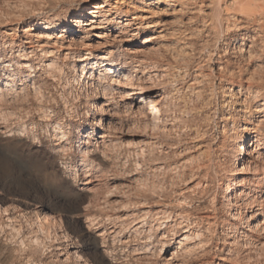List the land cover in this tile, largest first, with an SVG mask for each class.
Returning <instances> with one entry per match:
<instances>
[{"label": "rangeland", "instance_id": "rangeland-1", "mask_svg": "<svg viewBox=\"0 0 264 264\" xmlns=\"http://www.w3.org/2000/svg\"><path fill=\"white\" fill-rule=\"evenodd\" d=\"M96 1L99 0H83V5L89 8ZM189 2L190 0H109L108 7L111 11L119 13L117 19L120 17V20L124 21L133 17L130 27L113 22L112 29H116L123 37L116 39L107 34L108 36L100 39L106 41L103 46L98 45L94 37L91 40L76 41L81 48L85 47V43H92L91 49L95 56L102 54L106 47L111 48L115 64L130 65L136 78L132 87H149L159 96L160 103L156 104L161 115L158 119L143 114L122 118L118 113L113 114L116 113L115 107H109L111 109L100 113L90 111L91 104L96 100V97L91 95L95 90L86 83L71 80L73 72L67 65L70 59L63 57L66 51L64 48L60 49L62 54L58 58L63 68L62 75L54 80L46 77L47 81L41 83V94L32 90L28 96L18 95L20 93L17 96L0 94V105L4 107L3 110L0 106V209H7L8 216L13 219L12 223L20 226L27 244L31 238L39 236L45 241L46 247L48 246L46 238L41 235L35 223V209L44 204L56 213L55 216L43 213L49 225V237L54 238L57 230L62 227L71 226L73 230L76 229L75 222L67 218L78 212L84 199L80 193L71 190V185L80 182L79 175L82 174L75 168L77 159L82 161L80 148L84 143V140L80 139L79 127L81 123L88 122V115H107L108 118L112 117L109 119L111 123L104 122V127L106 129L107 125L106 130L113 133L110 145L115 154L124 151L120 147L123 144L129 146L127 151L134 154L137 162L155 161L147 167L141 164V169L133 175L135 189H153L144 192L148 197L152 195L145 201V206L164 200L178 204L191 198L192 202L184 205L185 209L193 213L191 220H194L195 216L214 213L218 221L222 222L225 217L230 222L235 221L237 232H230V238L226 239H222V223H217L211 230L205 229V222L200 223L198 226L204 231V242L199 248L188 253L179 252L180 254L171 260L173 264H264V223L251 232L246 226V217L252 216L259 208L255 202L260 199L255 195H244L239 197L237 202L242 208H226L225 170L234 167L239 153L221 143L213 131V125L219 126L222 113L224 119H231L233 108L241 106L232 104L230 107L234 98L240 99L239 93L229 81L219 78L224 64L213 58L207 67H196V61H189L192 49L186 46L192 41L187 39L185 33L190 34L191 31L201 28L208 30L205 25L211 17L206 18V14L212 12L210 5L213 0H196L198 7L185 11ZM229 2L234 6L237 16L252 14L254 11L251 0ZM54 11L56 10L50 7V0H0V56L8 57L10 54V48L2 44L4 41L14 40L16 44L22 45L25 40L24 27L39 17L51 15ZM139 19L155 22L152 27L143 28L136 33L132 29ZM188 20L194 21L191 27L186 23ZM149 36L150 40L143 42V38ZM26 44H36L37 48L34 40ZM14 53L13 55H16V52ZM179 69H185L187 75L184 76L182 84H177V92L169 80ZM248 71V78L255 81L254 86L264 85V62L254 61ZM179 74L184 75V72ZM17 83L16 86L20 87L19 82ZM101 96L103 97V94ZM164 97L167 99H163ZM38 104L53 110L49 118H44L36 112L35 107ZM122 119H130L131 122L122 124ZM154 120L157 121V127L150 128L149 125ZM208 121H213V124ZM54 122L60 123L66 131L67 139L61 142L63 151L54 149L58 142L51 137L50 125ZM144 123H147V127ZM122 126L127 129L126 132H121ZM90 140L94 143L92 138ZM263 147L258 149L259 152L264 153ZM256 154L253 153L252 157L255 158ZM89 157L90 161L85 162L86 170L92 171L98 166V162L94 157ZM65 160L69 161L68 168L64 167ZM199 180L201 186L187 189V186H192ZM203 189L205 191H202ZM92 191L93 195L89 199V207L94 210L89 217L92 222L97 219L96 213L104 214L108 207L112 206L113 192H118L117 199L121 200L128 195L117 188H97ZM109 192L112 196L108 197L106 193ZM183 197L187 199L184 200ZM140 201L143 203L136 197L131 200L132 203L142 204ZM214 208L215 211L212 210ZM61 215L66 217L63 224L59 220ZM5 217L1 218L3 228L0 230V259H13L14 264H24L26 257L32 255L33 264H55L59 251L55 250L54 245L53 252L46 253L43 257L39 254L44 251L45 246L33 253L30 252L29 245L27 248H21L14 230L10 229L11 222ZM181 233L182 231L178 232V235ZM178 239L179 237L174 238L172 245L167 244L166 255L177 245ZM14 248L20 249L19 257L10 256ZM138 261L139 257H135L133 264H138ZM68 264H72V260Z\"/></svg>", "mask_w": 264, "mask_h": 264}, {"label": "clouds", "instance_id": "clouds-1", "mask_svg": "<svg viewBox=\"0 0 264 264\" xmlns=\"http://www.w3.org/2000/svg\"><path fill=\"white\" fill-rule=\"evenodd\" d=\"M251 4L254 9L252 14L237 16L229 0H213L210 5L212 12L206 14V18L211 17L209 23L205 25L208 30L201 28L184 35L192 41L186 45L192 49L189 61H196V67L205 68L213 58L219 60L224 64L219 78L229 81L239 93L240 99L234 98L230 102V107L232 104L241 106L233 108L231 119H224L223 113L221 114L219 126L213 125L216 136L221 143L230 146L233 150L241 152L251 150L255 153L257 148L264 146V85L259 90L254 87L255 81L248 78V70L254 61L264 62V0H251ZM50 7L56 11L31 21L33 30L53 33L63 31L66 36H78L79 33L76 31L79 27L78 21L84 18L83 0H50ZM192 7H198L196 0H190L186 4L185 11H190ZM186 23L191 27L194 21L188 20ZM39 47L43 48V45ZM72 47H80L79 42L74 41ZM36 51H39V48L34 46V51L26 55L35 56ZM60 54L62 53L58 47L56 53L41 52L45 57L55 55L59 58ZM39 70L43 71V69ZM180 72H184V75H180ZM185 75H187L185 69H179L169 80L177 92L179 90L177 84L183 83ZM117 83L118 80L108 82L109 85ZM91 95L96 97L95 102L90 106V111L95 113L105 111L104 97H106L108 103L116 109L114 115L118 113L122 118H130L139 114L134 111V101L129 102L124 95L110 88L103 97L98 92H92ZM95 105L101 107L97 108ZM151 107L146 105L143 111ZM95 118L97 117L88 115V122L81 123L79 127L82 141L89 133L94 141L93 144H81V149L86 154L85 159L88 156L94 157L98 166L92 171H87L85 163H81L79 158L76 161L78 173L82 174L79 175L80 182L71 185V190L80 193L84 199L78 212L67 218L75 222L76 229L73 230L71 226L62 227L57 230L54 238L49 237L43 228L44 222L37 213L35 223L41 225V235L48 242V246L39 255L43 257L46 253L53 252L52 245H54L55 250L63 256V259L58 257L55 264H68L66 256L69 254L72 256V264H133L135 257H139L138 264H172L170 259L164 260L161 251L157 250V246L166 243V240L158 237L156 227L145 230L142 222L146 220L148 214L131 211L142 208L141 204L131 202L133 197L141 200L148 198L135 189L134 172L141 169V164L147 167L149 163L155 161L137 162L134 154L127 151L129 146L123 144L120 147L124 151L115 154L110 146L113 133L111 131L105 133L102 126H93L91 121ZM103 119L107 121L108 116L105 115ZM213 120H215L214 116ZM130 122V119L121 121L122 124ZM208 123L213 124V121ZM245 128L248 130L243 131ZM120 130L127 131L123 126ZM97 188H117L128 195L121 200L117 199L119 193L113 192L112 206L108 207V211L104 214L96 213L97 219L92 222L89 217L94 210L89 207V199L93 195L92 190ZM255 203L264 210V201ZM40 208L46 215H56L47 204L41 205ZM168 218L172 219V217ZM59 220L63 224L66 217L61 215ZM136 249L139 251H135ZM64 252L67 255H64ZM19 253L20 249L14 248L10 256L19 257ZM0 264H14V260L0 259ZM24 264H33L32 255L26 257Z\"/></svg>", "mask_w": 264, "mask_h": 264}, {"label": "bare ground", "instance_id": "bare-ground-1", "mask_svg": "<svg viewBox=\"0 0 264 264\" xmlns=\"http://www.w3.org/2000/svg\"><path fill=\"white\" fill-rule=\"evenodd\" d=\"M108 5H109V0H99L93 2V4L89 6V8L84 6V13H83L84 18L78 21L79 27L76 29V31L79 33L78 36L69 37L66 36L63 31L53 33L48 31L33 30L32 24L29 23L23 29V36L25 40L23 41L22 45L16 44L14 40H9L8 42L4 41L2 44L3 46L6 45L8 46V48H10V54L8 57H6V55L0 56V94L6 93L8 95L10 94L13 96L14 95L17 96V94L20 93L18 95L28 96V93L31 90L35 92L39 91V93L41 94L40 87H41V83L47 81V79L45 78L48 77L49 79L54 80L56 77L60 76V74L62 75L61 71L63 69L62 65L58 61L59 59L56 56L52 57L53 56L52 55L45 57L41 55V52L46 51L49 53H54V51L58 47L59 49L64 48L66 51L65 53L63 52L64 53L63 57H67V59H70L67 65L70 67V69L73 72L71 75L72 77L70 76L72 78L71 80L86 83V85L88 84V86H90L91 88L93 87L95 92H99L101 95L109 91V88L115 90L121 93L122 95H124L125 99L128 100L129 102L134 101L133 104L134 111L143 115H149V116L151 115V117L155 116L158 119L161 115L160 110L157 106V104L160 103V99L158 98L159 96L156 95V91H153L152 89H149V87L146 86H145L146 88L142 86L139 88L132 87L134 86L133 84L136 79L134 75V70L132 71L130 65L119 66L118 64H115L113 62L114 61L113 51L111 48L106 47L105 48L106 50L103 51L102 54H100L99 56H95L91 49L92 43H85L84 45L85 47L82 46V48L80 47V49L72 47V43L74 41L76 42L78 40L79 41L91 40V38L93 37L97 39L95 40L96 43L98 45L101 44L102 46L106 43V41L104 40L105 42H103L100 39H103L105 36L111 34L113 38L116 39L123 37L117 33L116 29H112V27L114 26L113 22L115 23L117 22L118 24H121L123 26L130 27L131 23L133 22L132 20L133 17L129 19H125L124 21L120 20V17L119 19H117L119 13L112 12L111 9L108 7ZM154 22L152 20L143 21L139 19L138 22L134 23L133 26L134 28L132 29V31H135L137 33L143 28L152 27L154 25ZM33 40L37 43V48H39V51L35 52V56H27L26 55L27 53H31L34 51V46L32 44H26V43H32ZM148 40H150V36L143 38V42H146ZM40 45H43V48H40L39 47ZM14 52H16V55H13L15 54ZM138 67L139 66H137V68ZM39 69H43V71H40ZM111 80H118L119 83L109 85L108 82ZM17 82H19L20 87L16 86V84H18ZM254 87H256L258 90L260 88L258 85ZM13 102L15 101L13 100ZM146 105H151L152 107L147 111H143ZM0 106H2V109L4 108L3 105ZM104 106L106 107L105 109L107 110L111 109L112 107L114 108L112 104L108 103L107 98H104ZM35 110L36 112H38L40 116H43L44 118L45 117L49 118L50 114L53 112V110L46 107V105L44 106L42 104H38L35 107ZM93 117H97V118H95L91 124L93 126H102L104 132L107 133L108 132L106 130L107 125L105 129L104 122L106 124L111 123L109 119H111L112 117L108 118L107 121H104L103 115H94ZM143 125L147 127V123H144ZM50 126H51V137L57 139L58 141L54 146L55 151H63V146L61 142H63L62 141L63 139L64 140L67 139L66 131L64 127L58 122L51 123ZM149 127L150 128L157 127V121L154 120L153 122H151V125H149ZM91 138L92 135L91 133H89L88 136L85 138L84 143L93 144L92 141L90 140ZM112 141L113 139L110 138V142ZM258 149L259 148H257L256 150L257 154L255 158L252 157L253 152L251 150H248L247 152L238 151L239 154L237 156V163L234 165L233 168L225 170V174L227 178V182H226L227 194H226L225 203L227 209L228 208L230 209V206L232 207L238 206L239 208H242L237 203L238 198L244 195L247 196L248 194L255 195V197L260 199V201H264V153L259 152ZM262 149H264V147ZM80 153L82 156L81 162L85 163L86 161L87 162L90 161L89 156L87 159H85L86 154L84 151H82L81 148H80ZM63 164L64 167L66 168H68L70 165L69 161L66 160L63 162ZM199 186H201V180L197 181L192 186H187V189L193 187H199ZM136 190L139 193L145 195L144 193L145 191H150L153 189L146 187V189L137 188ZM202 191H205V189H203ZM109 193H106L107 196L108 197L112 196L113 193L112 194ZM145 196L148 197L147 195ZM151 197L152 195L146 199H142L143 203L140 201L142 203L141 204L142 208L137 209V211H142L144 213H147L148 216L146 220L143 221L142 223L145 225L147 229L156 227L158 237L166 240V243L157 246V250L161 251V255L164 260H169V259L172 260L174 259L175 255H178L180 253L185 254L194 250L195 248H199L205 240L204 231H202L200 226H198L202 222L206 223V228H205L206 230L209 229L211 230V228L216 227L217 223H222L221 225L223 228L222 230H224L222 234L223 237L222 239L230 238V232L232 233L237 232V228H236L237 226H235L234 223L235 221L230 222V220H227L226 217L222 219L223 220L222 222L218 221L217 216L214 213L195 216L194 217L195 219L191 220V216L193 214L192 211L184 208L185 204H190L192 202L191 198H189L186 202L183 201L178 202L177 200L178 204L166 202V200H164L158 202L157 204H153L151 206H147V205L145 206L144 204L145 201ZM182 199L186 200L187 197H183ZM212 210L215 211V208ZM35 212L36 214L39 213V218L42 219V221L44 222L43 228L47 232H49V228H48L49 225L47 224L48 222H46L47 219H45L46 217L43 214L41 208L35 209ZM262 213L263 210H261L259 207L253 213L252 216L246 217L247 220L246 226L248 231L251 232L253 229L260 226L261 223H264V216H263L264 214L262 215ZM2 216L3 217L6 216L5 218H7V220L11 222V226H10L11 228L10 227L9 228L14 230L15 236L18 238L17 240L21 248H25V245H29L28 247L30 248V252L33 253L40 251L41 247L44 246L46 247L45 241L43 240V238L39 236H34L33 238L30 239L29 243L27 244L21 234L20 226H15L14 223H12L13 219L10 216H8L7 209L5 208L0 209V230L3 228L2 227L3 224L1 222ZM168 217H172V219H169ZM250 218L251 220H249ZM90 221H92V219H90ZM192 224L195 225V227H193ZM37 225L38 228L40 229L41 225L39 224ZM176 225H180V227H176ZM180 231H182V233L178 235V232ZM248 234L249 236H252L251 233ZM169 237L171 240L168 239ZM178 237L179 239L176 240L177 245L172 247V249L168 251L169 254L167 253L166 255L165 253H166V247L168 246L167 244L172 245V240ZM254 239L256 240V238ZM257 241L259 240L257 239ZM229 251H230V244H229ZM64 255H67V253L64 252ZM58 257L60 259H63V256L61 255L60 252H57V258ZM66 258L68 260V263L70 260H72V256L70 254L67 255Z\"/></svg>", "mask_w": 264, "mask_h": 264}]
</instances>
